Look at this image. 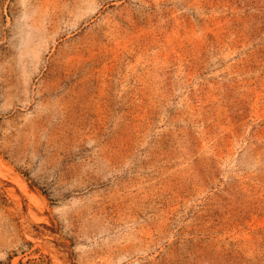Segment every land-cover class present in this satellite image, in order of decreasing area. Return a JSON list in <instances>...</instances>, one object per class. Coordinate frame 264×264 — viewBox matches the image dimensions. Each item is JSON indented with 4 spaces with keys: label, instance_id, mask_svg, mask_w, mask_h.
<instances>
[{
    "label": "rangeland",
    "instance_id": "rangeland-1",
    "mask_svg": "<svg viewBox=\"0 0 264 264\" xmlns=\"http://www.w3.org/2000/svg\"><path fill=\"white\" fill-rule=\"evenodd\" d=\"M0 264H264V0H0Z\"/></svg>",
    "mask_w": 264,
    "mask_h": 264
},
{
    "label": "bare ground",
    "instance_id": "bare-ground-1",
    "mask_svg": "<svg viewBox=\"0 0 264 264\" xmlns=\"http://www.w3.org/2000/svg\"><path fill=\"white\" fill-rule=\"evenodd\" d=\"M2 176H4V175L2 174ZM4 179H5V178H4ZM6 179H7V178H6ZM19 190H20V188H19ZM23 190H24V189H23ZM23 190H22V191H23ZM25 191H26V190H25ZM25 191H23V193H24ZM31 229H32V228H31ZM33 232H35V231H33ZM37 235H38V234H37ZM35 236H36V235H35ZM37 238H39V236H38ZM41 238H42V237H41ZM41 238H40V239H41ZM50 247H51V246H50Z\"/></svg>",
    "mask_w": 264,
    "mask_h": 264
},
{
    "label": "water",
    "instance_id": "water-1",
    "mask_svg": "<svg viewBox=\"0 0 264 264\" xmlns=\"http://www.w3.org/2000/svg\"><path fill=\"white\" fill-rule=\"evenodd\" d=\"M63 251V250H62Z\"/></svg>",
    "mask_w": 264,
    "mask_h": 264
}]
</instances>
